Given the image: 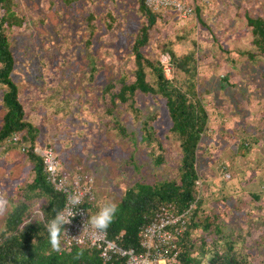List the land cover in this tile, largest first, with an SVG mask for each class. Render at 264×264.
Listing matches in <instances>:
<instances>
[{
    "label": "trees",
    "instance_id": "trees-1",
    "mask_svg": "<svg viewBox=\"0 0 264 264\" xmlns=\"http://www.w3.org/2000/svg\"><path fill=\"white\" fill-rule=\"evenodd\" d=\"M63 1L70 4L76 0ZM137 1L140 24L133 34L125 65L104 85L92 86L96 104L90 98L91 92L86 93L81 113L74 115L87 118L81 121L82 127H76L74 136L88 135L93 140L100 130L112 132L117 140L128 144L130 152L123 160L124 166L138 177L125 184L117 199L107 201L100 198L95 183L97 178L91 169H69L63 163L62 169L73 178L79 175L82 186L91 192L93 199L83 204L91 219L105 205H117L114 218L102 230L122 248L138 250L140 230L166 210L174 215L184 214L186 218L185 226L174 238L177 255L173 264H264V221L260 222L263 232L252 237L247 226L236 230L234 224L224 219L229 216L227 208L221 211L206 205L209 183L201 176V166L207 160L205 157L210 163L215 162L216 157L205 144L209 141L211 125L210 113L200 91L201 45L198 37L200 29L209 27L208 4L204 0H195L190 4L195 12V24L181 25L162 36L157 28L161 22H166L164 10L149 8L145 0ZM17 8V0H0V107L4 111L0 126V157L11 148L19 147L13 142V137L19 136L20 143L26 148L24 154L32 176L18 183L10 195H2L8 208L0 225V264H110L94 247L68 246L63 241L65 225L58 217L66 195L54 187L44 170L42 158L35 152L36 147L43 146L40 128L27 118L21 91L13 78L16 62L12 33L25 22ZM104 15L110 22L114 19L110 10ZM92 18L90 15L86 19L91 21ZM246 21L254 49L242 50L240 54L250 61L257 55L264 58V13L246 15ZM93 26L91 22L90 28ZM87 43V56L91 62L83 75L88 85L95 82L99 67L95 56L89 55L90 40ZM164 55L168 58L171 77L164 69ZM144 101L165 108L170 125L163 134L158 128L160 111H145ZM124 118L129 119L130 127ZM89 122L92 123L90 131ZM221 134L235 142L232 144L237 142L235 151L230 148L233 156L244 155L255 136L239 127L222 129ZM44 145L53 148L52 144ZM140 153L149 161L152 170L160 173L159 178L149 181L141 176L145 162L138 160ZM225 165L226 161L217 168L222 169ZM217 168L216 178H219ZM123 172L126 174L124 169ZM258 193L253 195L256 202L264 198V183ZM256 208L262 206L259 204Z\"/></svg>",
    "mask_w": 264,
    "mask_h": 264
},
{
    "label": "rangeland",
    "instance_id": "rangeland-1",
    "mask_svg": "<svg viewBox=\"0 0 264 264\" xmlns=\"http://www.w3.org/2000/svg\"><path fill=\"white\" fill-rule=\"evenodd\" d=\"M17 1L25 22L12 33L16 62L13 78L21 91L27 118L39 126L41 144H52L67 168L91 169L97 178L100 198L114 201L125 184L138 177L124 166L130 148L106 130H100L93 140L88 135L75 137L76 127H82L81 121L87 117L79 118L74 113H81V103L94 84L104 85L124 67L133 34L140 24L138 1L76 0L70 4L63 0ZM204 1L209 7L206 14L209 27L200 29L198 37L200 91L210 113V136L205 144L216 157V163L205 157L208 161L201 166V176L209 183L206 205L221 211L227 208L229 216L224 219L229 224H234L236 230L247 226L251 236L257 237L263 232L260 222L264 221V198L258 202L253 199L264 183V58L257 55L253 61L246 60L240 51L254 49L246 15H262L264 0ZM107 10L113 12L111 22L104 15ZM90 15L91 21L86 19ZM164 15L166 22L157 28L162 36L196 22L195 12L184 19L172 10L164 11ZM89 28L93 29L91 34ZM88 40L92 45L89 55L95 56L99 68L95 82L87 85L83 73L91 62L86 49ZM166 58L164 55L162 60ZM167 76L171 77V73ZM95 96L91 92L90 98L96 104ZM142 107L145 111H160L158 128L161 134L166 132L170 121L163 105L144 101ZM3 115L0 107V126ZM124 120L130 127L129 119ZM228 126L255 135L244 155L233 156L237 142L232 144L234 141L221 134ZM91 127L89 122V131ZM174 148L178 151L176 145ZM24 153L19 147L11 148L0 157V225L8 208L3 193L10 195L18 183L32 176ZM143 156L138 154V160L145 162L141 176L149 181L159 178L160 173L152 170ZM225 161L223 171L217 168ZM216 168L222 182L216 178ZM259 204L262 208H256Z\"/></svg>",
    "mask_w": 264,
    "mask_h": 264
},
{
    "label": "built area",
    "instance_id": "built-area-1",
    "mask_svg": "<svg viewBox=\"0 0 264 264\" xmlns=\"http://www.w3.org/2000/svg\"><path fill=\"white\" fill-rule=\"evenodd\" d=\"M146 5L154 10H172L178 18L191 16L193 8L186 0H145ZM166 74L170 72L168 58L164 61ZM13 142L22 151L26 148L20 143V137L15 135ZM35 152L42 158L44 170L49 174L54 187L66 195V202L59 217L64 225L63 241L66 245H88L99 251L101 258L110 264H173L177 255L175 250V235L186 224L184 214L174 215L163 210L155 219L140 230L139 249L122 248L115 240L108 238L107 233L94 228L84 202L92 200L93 196L86 186H82L79 175L71 176L62 169V163L51 146L36 147ZM89 182L91 179H87ZM79 203H76V200ZM97 215V214H96ZM95 215V216H96Z\"/></svg>",
    "mask_w": 264,
    "mask_h": 264
},
{
    "label": "clouds",
    "instance_id": "clouds-1",
    "mask_svg": "<svg viewBox=\"0 0 264 264\" xmlns=\"http://www.w3.org/2000/svg\"><path fill=\"white\" fill-rule=\"evenodd\" d=\"M75 202L79 203V200L77 199ZM116 211H117L116 204L109 203L105 205L96 216L92 217L91 220L92 226L98 229L107 228L109 223L114 218ZM58 219H63V218L58 217Z\"/></svg>",
    "mask_w": 264,
    "mask_h": 264
}]
</instances>
